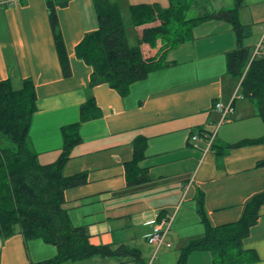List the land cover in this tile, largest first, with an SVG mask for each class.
<instances>
[{
  "label": "crops",
  "instance_id": "obj_1",
  "mask_svg": "<svg viewBox=\"0 0 264 264\" xmlns=\"http://www.w3.org/2000/svg\"><path fill=\"white\" fill-rule=\"evenodd\" d=\"M117 1L126 10L128 4L168 3ZM234 1L207 3L214 11L230 8ZM57 14L70 61L69 77L61 71L45 0L0 6V80L9 79L14 89L21 88L25 78L33 81L37 110L29 137L42 164L58 157L61 127L78 120L92 68L76 56L75 46L98 27L93 0H69L58 7ZM238 17L243 24H251L252 30L256 26L258 33L262 31L251 44L253 49L264 40V0H242ZM193 34L192 40L168 51L171 65L134 82L126 96L107 84L91 89L102 114L80 125L81 141L62 168L66 177L86 172L85 183L64 191L71 223L86 227L94 245L124 243L139 248L143 264H176L180 248L203 234L204 224L196 208L199 192H203L210 223L219 225L237 220L245 201L264 191V166L257 165L264 160V142L226 147L264 134L256 105L239 94V81L227 72L225 53L236 46L231 25L208 19L198 24ZM156 50L150 49L152 53ZM218 101L231 102L233 107L219 125L220 112L214 107ZM194 134L198 139H192ZM137 135L147 138L141 165L147 168L149 181L128 188L124 164L132 158V141ZM168 218L171 223L165 241L170 245L156 250L147 235L155 224ZM243 247L257 254V261L249 264H264V207ZM56 253V247L41 238L24 240L20 234L0 237V264H31ZM87 260L115 264L109 258ZM187 264H212L211 254L193 251Z\"/></svg>",
  "mask_w": 264,
  "mask_h": 264
},
{
  "label": "trees",
  "instance_id": "obj_2",
  "mask_svg": "<svg viewBox=\"0 0 264 264\" xmlns=\"http://www.w3.org/2000/svg\"><path fill=\"white\" fill-rule=\"evenodd\" d=\"M69 0H45L56 54L64 77L71 75L69 57L58 20V7ZM159 3L127 5V18L117 0H93L98 27L86 33L75 46V54L92 71L87 83L88 95L80 104L78 120L61 127L62 147L58 157L46 164L38 160L29 137L33 113L37 110L36 89L25 78L19 89L9 79L0 80V237L20 234L24 240L41 238L56 247L54 257L31 264H63L93 257L109 258L115 263L133 261L143 264L139 248L127 244L94 245L84 226H74L65 206L64 191L86 182V172L63 176L62 168L70 158L72 148L80 143V125L101 116L91 89L107 84L121 96L130 86L147 77L153 70L171 65L166 60L169 50L194 38L193 29L208 19L228 22L235 34L236 46L225 53L229 75L239 81L240 95L257 107L264 122V54L253 55L244 38L251 36L252 25L243 24L238 11L242 0L230 8H221L188 17L197 0H167ZM128 26L135 30V43H130ZM136 28H141L139 32ZM147 44L150 48L144 46ZM157 48L155 53L150 49ZM252 142H264V134L256 139H244L227 144V148ZM147 138L137 135L132 141V158L124 164L126 186L135 188L149 181L148 170L141 165L146 158ZM220 153V152H219ZM264 166V160L257 163ZM264 207V191L250 196L243 204L240 217L231 222L212 225L204 206L203 192L196 197L197 212L204 224L201 236L189 240L180 248L176 264H187L193 251L211 254L212 264H249L257 261L254 250L243 247V240L258 221Z\"/></svg>",
  "mask_w": 264,
  "mask_h": 264
},
{
  "label": "built area",
  "instance_id": "obj_3",
  "mask_svg": "<svg viewBox=\"0 0 264 264\" xmlns=\"http://www.w3.org/2000/svg\"><path fill=\"white\" fill-rule=\"evenodd\" d=\"M19 0H0V6H8L10 4H13ZM264 48V40L263 38L260 39V41L254 46L253 49V55H259L262 53V50ZM214 107L220 112V119L218 122V125L222 123L228 116L229 113L233 111L232 103L223 104L222 102H215ZM215 133V132H214ZM199 135L194 134L192 136L193 140L198 139ZM213 141V135L211 137H208L207 143L208 146H211ZM171 218L164 219L160 223H157L153 226L151 232L147 235V241L151 244H153L156 248V250L161 246H169V243H166L165 236L168 228L170 227ZM120 264V263H118Z\"/></svg>",
  "mask_w": 264,
  "mask_h": 264
},
{
  "label": "rangeland",
  "instance_id": "obj_4",
  "mask_svg": "<svg viewBox=\"0 0 264 264\" xmlns=\"http://www.w3.org/2000/svg\"><path fill=\"white\" fill-rule=\"evenodd\" d=\"M211 10H212V6L207 3V0H197V3L188 12L187 16L188 17H194L196 15H199V14H202L205 12H211ZM122 11L124 13L125 18H127L126 9L123 6H122ZM258 29H259V27H256V26L253 27L251 36L244 38V44L251 45L252 43H254L255 41L258 40V37L262 32V31H259V33H258ZM136 30H137V32H139L141 30V28H138ZM134 32H135L134 28L132 26H128L127 35H128V39L130 40V43H132V44L135 43V40H136ZM144 46L150 48L147 44H144ZM167 58H168V55H166V60H167ZM227 118H228V116H227ZM1 138L4 141V143L7 144L8 141L3 136L0 137V139ZM67 262H68L67 264H91V263H89L91 261H88L87 259L81 260V261H67Z\"/></svg>",
  "mask_w": 264,
  "mask_h": 264
}]
</instances>
